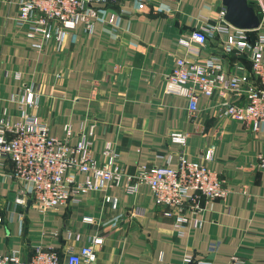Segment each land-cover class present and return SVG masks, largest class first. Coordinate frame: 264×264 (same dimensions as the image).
I'll list each match as a JSON object with an SVG mask.
<instances>
[{
    "label": "crops",
    "instance_id": "obj_1",
    "mask_svg": "<svg viewBox=\"0 0 264 264\" xmlns=\"http://www.w3.org/2000/svg\"><path fill=\"white\" fill-rule=\"evenodd\" d=\"M16 2L0 0V118L19 120L16 101L29 87L37 108L24 107L25 113H35L51 136L62 139L68 124L72 145L93 125L90 155L98 164L105 143L128 174L139 166L175 167L179 156L201 162V153L212 148L207 167L229 193L224 200L199 198L193 212L187 204L182 229L161 215L145 187L126 194L112 186L39 213L31 203L27 209L13 203L11 165L0 160V254L19 250L26 258L35 246H49L62 260L97 236V264H178L186 254L209 264H264V171L256 159L264 153L263 135L222 116L215 94L200 97L190 119L185 100L161 91L177 58L219 54L218 38L202 49L177 39L214 24L220 0H116L98 9L91 34L67 35L57 45L27 40L15 29ZM246 2L259 18L264 0ZM222 61H238L242 78L250 79L242 58ZM173 131L187 136L183 147L167 141ZM134 208L141 214L133 215ZM84 216L92 223H82Z\"/></svg>",
    "mask_w": 264,
    "mask_h": 264
},
{
    "label": "built area",
    "instance_id": "obj_2",
    "mask_svg": "<svg viewBox=\"0 0 264 264\" xmlns=\"http://www.w3.org/2000/svg\"><path fill=\"white\" fill-rule=\"evenodd\" d=\"M115 2L17 0L14 27L27 40L57 45L67 35L91 34L98 9ZM260 6L259 27L254 31L230 27L223 22V10H220L214 24L178 38L177 44L185 47L194 44L198 49L218 38L219 54L212 53L194 61L177 58L162 82L161 91L185 100L190 119L197 111L198 99L215 94L221 115L246 125L254 134H262L264 150V7ZM229 56L243 59L249 70V80L242 78L244 68L239 60L230 66L223 64L222 60ZM10 100L16 101L14 96ZM16 103L20 114L18 121L0 118V160L11 165L10 177L17 186L13 203L17 206H24L29 200L39 213H44L68 203L78 204L84 195L112 186H121L126 194L145 187L153 205L161 208V215L170 218L177 229H182L188 221L184 210L187 204L193 212L198 210L199 198L224 200L229 193L223 181L207 167L212 159V148L201 153V162L179 156L175 167L139 166L133 174H128L117 162V154L108 143L101 149L104 163L98 164L90 155L92 124L87 125L71 145L67 140L74 134L68 124L62 126L63 138L57 139L49 134L46 124L40 122L35 113H25L24 107L37 108L29 87ZM186 137L173 131L167 135V141L183 147ZM256 159L258 167L264 171V153L258 154ZM103 202L114 204L110 196H104ZM132 214L140 215L141 209L134 208ZM81 222L91 224L92 219L84 216ZM87 241V245L76 251L69 249L62 260L53 248L37 245L26 258L19 250L0 254V264H97L95 247L101 244V239L93 236ZM233 261L238 262L236 258ZM178 264L209 263L186 254Z\"/></svg>",
    "mask_w": 264,
    "mask_h": 264
},
{
    "label": "water",
    "instance_id": "obj_3",
    "mask_svg": "<svg viewBox=\"0 0 264 264\" xmlns=\"http://www.w3.org/2000/svg\"><path fill=\"white\" fill-rule=\"evenodd\" d=\"M223 8L222 20L237 30L254 31L259 27V19L246 0H220ZM30 201H26L25 208Z\"/></svg>",
    "mask_w": 264,
    "mask_h": 264
}]
</instances>
